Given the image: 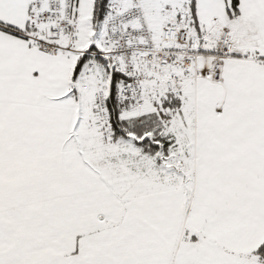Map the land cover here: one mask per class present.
Segmentation results:
<instances>
[{
    "label": "snow or ice",
    "instance_id": "snow-or-ice-1",
    "mask_svg": "<svg viewBox=\"0 0 264 264\" xmlns=\"http://www.w3.org/2000/svg\"><path fill=\"white\" fill-rule=\"evenodd\" d=\"M0 264H264V0H0Z\"/></svg>",
    "mask_w": 264,
    "mask_h": 264
}]
</instances>
